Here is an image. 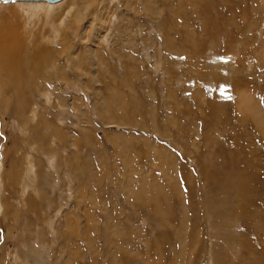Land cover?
<instances>
[{
	"label": "rangeland",
	"instance_id": "rangeland-1",
	"mask_svg": "<svg viewBox=\"0 0 264 264\" xmlns=\"http://www.w3.org/2000/svg\"><path fill=\"white\" fill-rule=\"evenodd\" d=\"M107 1L0 0L26 45L51 34L20 7H58L75 48L0 73V264H264V0Z\"/></svg>",
	"mask_w": 264,
	"mask_h": 264
},
{
	"label": "bare ground",
	"instance_id": "bare-ground-1",
	"mask_svg": "<svg viewBox=\"0 0 264 264\" xmlns=\"http://www.w3.org/2000/svg\"><path fill=\"white\" fill-rule=\"evenodd\" d=\"M4 1L11 2L8 0H4ZM78 1L79 0H76L75 2H73V0H68V2H66L65 5L61 4L64 6L61 10L65 11V8H66V10L68 11V18L71 17V14H73V13L76 14L77 16H80V14H82V16H83V14H84L83 12L86 9L92 7L90 18L96 17V20L99 23L100 22L102 23L104 16L106 15V8H107V5H104V3L106 1L108 4L107 0H80L79 4H77ZM42 2H45V1H42ZM50 3H53V2H50ZM72 4L76 5V7H72ZM27 6L29 7V5H27ZM47 6H48V4H47ZM103 6L106 8H104ZM42 8H43L42 6L40 7V6L33 5V9H32V7H29V8H23V7L21 8L20 7V10H19L20 12H26L27 14L32 15L33 17H36L37 20H40L42 17H44L43 20H41V21L43 22L44 26L49 27L46 33H50L51 35L49 36L48 34H45V33H44V35H41L40 36V43H39L40 45L33 44L36 42V40H33V38H32V41L30 40L31 42L28 45H26L25 42H23L19 38V35H20L19 32H21V31H19L20 28L13 25L12 19H10V17L8 15H5V18H4L5 24L0 25V73H1V76H8L11 79V77L14 74L19 75L21 69L23 67H25V65L27 66V68L33 69L36 72V71L40 70L43 66L48 67L49 61L53 60L52 58L56 59V57H60V60H61V58L63 59V57L66 58V60H67V61L65 60V62H67L66 67L70 68V65H68V64H70V60H72V56L74 55L75 48H73V44L70 41L71 37H70L69 30H68L69 28H67V27L69 26V24L74 26V20L67 19V17H66L67 21L63 20V19H62L63 21H61L60 15H62L61 14L62 11L59 12L58 7L54 8V7L48 6V7H45V9L44 8L42 9ZM98 8L100 10H98ZM10 10H13V9H10ZM75 20H76V17H75ZM55 22H59V24L61 23V25L58 24L59 26H57ZM66 23H69L68 26H65ZM77 24L78 23H76V25ZM29 28L30 27H27V28L25 27L23 29V33H25V36H27V34H29V32H30ZM78 32H80V30ZM87 36H88L87 31H86V33H83L81 31V33L77 36V38L82 41ZM49 43H50V45H49ZM55 43H56V45H55ZM25 54L27 56V60H24V59H26V57H23ZM68 57H69V60H68ZM75 60H78V59H75ZM31 72H32V70H31ZM56 72L58 73L60 78H65L63 76L67 75L68 70L63 66H60L57 68ZM19 80H20V78H19ZM68 81H70V80L68 79ZM66 82H67V80H66ZM47 126L49 127V124H47V123L44 126H41L39 124V125L34 127L33 132L35 131V137L39 141V142H37L38 149H36V150L41 155L42 159H47L49 161L50 158H49L48 153L54 152V151L58 152V150L53 149L50 146V144L48 143V141L46 140L45 136L40 132V128L42 129V127H44L45 129H47L46 128ZM37 139H36V141H37ZM38 159L40 160V158H38ZM33 169H34V171L27 172V174L24 177L25 180H23L24 182L22 184L23 200L27 201L28 207L30 209H34L37 207L35 205L42 203L40 201L33 200V199H35L33 196H29L28 199L26 197L28 189H33V191H35V189H37L36 185H29L28 184V182H32L33 179L36 180V178L38 176V175H36V173H37L36 169L37 168L33 167ZM20 176L21 175L18 172V174L13 177L12 185H15L16 181L19 180L18 178H20ZM32 184H35V183H32ZM244 207H243V209H244Z\"/></svg>",
	"mask_w": 264,
	"mask_h": 264
},
{
	"label": "water",
	"instance_id": "water-1",
	"mask_svg": "<svg viewBox=\"0 0 264 264\" xmlns=\"http://www.w3.org/2000/svg\"><path fill=\"white\" fill-rule=\"evenodd\" d=\"M8 1H18V0H8ZM20 1H26V2H42V1H45V2H58L60 0H20Z\"/></svg>",
	"mask_w": 264,
	"mask_h": 264
}]
</instances>
